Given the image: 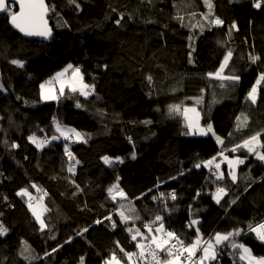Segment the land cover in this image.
I'll use <instances>...</instances> for the list:
<instances>
[{"label": "trees", "instance_id": "obj_1", "mask_svg": "<svg viewBox=\"0 0 264 264\" xmlns=\"http://www.w3.org/2000/svg\"><path fill=\"white\" fill-rule=\"evenodd\" d=\"M47 2L55 32L48 43L21 38L10 13L0 15V224L8 230L0 235V264H81V257L105 264L113 254L128 264L126 254H137L144 237L161 235V223L186 246L239 230L209 264H247L233 243L264 257V242L250 230L264 223V161L237 148L257 133L264 144V81L256 103L247 99L264 73V0L260 8L258 0H208L211 9L206 0H76L79 8ZM215 18L223 24L210 23ZM229 51L223 75L240 79L209 77ZM68 64L80 69L89 94L67 90L41 101L40 85ZM173 104L196 105L201 126L211 124L222 145L210 134L188 133L170 112ZM56 123L83 140L50 142ZM35 135L48 143L37 147L29 139ZM222 151L248 158L237 182L227 169L218 179L203 166ZM117 183L126 198L109 195ZM34 187L48 210L43 230L29 209L36 200L17 194ZM220 187L227 194L217 203ZM137 229L143 235L133 240Z\"/></svg>", "mask_w": 264, "mask_h": 264}, {"label": "snow or ice", "instance_id": "obj_2", "mask_svg": "<svg viewBox=\"0 0 264 264\" xmlns=\"http://www.w3.org/2000/svg\"><path fill=\"white\" fill-rule=\"evenodd\" d=\"M11 2L15 3L16 0H11ZM70 3L76 4V0H70ZM206 3H208V0H206ZM254 6L256 8L261 7V3L259 2V0H258V2H256L254 4ZM76 7L79 8V4H76ZM208 7H209V9L212 8L211 3H208ZM0 11L9 12L11 24L16 29H18L21 33H24L27 36H41L44 38H49L52 35V30L48 26L47 16H48V13L50 11H54V7H49V5L46 3V0H19V11L18 12L11 11V8L9 7V4H8V0H0ZM121 19H122V17H121ZM205 19H207V17H205ZM116 23L119 24L120 20H117ZM210 23H214L215 25H221V24H223V21L220 20L219 18H215V19L211 20ZM232 27L235 28L236 27L235 24H233ZM231 56H232V52L229 51L226 54V56L224 57V61L221 63L218 71L215 73H208L209 77H214V78L220 79L222 81L223 80L238 81L240 79L239 76H235V75L224 76L223 75L224 69L227 67ZM250 59L253 62H255L256 60L259 59V57L252 56V57H250ZM11 63L16 64L20 67H23V63L19 60H12ZM72 67L73 66L71 64L68 65V68H66L64 70V72L57 73L56 77L53 78V80L60 82V94L61 95L63 94L65 84H67V86L71 89V91H73V92L77 91L78 90L77 89V83L79 82V90H80L81 94L87 96L89 93L84 91V89L89 88V86L83 84V82H82L83 78L80 75V69L79 68L73 69V79L72 80L65 81V80L61 79V77H63L65 75V73H67L68 69H72ZM148 79L151 80V77H148ZM262 81H264V73H262L260 75V77L256 81V84L252 87V89L248 93L247 99H249L253 104L256 103L257 95H258V86L261 84ZM47 83H48V85H51L53 83V81H48ZM40 87L42 90V98L43 99L54 100V99L58 98L52 92L51 87H46L45 84H41ZM93 88H94V86H93ZM199 102L200 101L198 99L197 103H199ZM169 110H170V112L179 113V114L183 115L185 120L189 121V125H188L189 128L191 129L193 127H196L198 134L207 135L208 133H212L213 135H215V132L213 131L211 124H208L206 129L198 126L200 114L196 111V109L194 107L193 108H186L185 107L182 109L180 105H172V106H170ZM189 113H193L194 118L190 117ZM240 119H241L240 117H237L238 121H240ZM246 119L247 118L245 117V122H246ZM56 130L58 132H60L61 135H63L65 137V139L69 138V136L66 133L74 132V130H71V129L62 130L60 128L59 124H57ZM75 135L78 138H82L80 133H75ZM259 136H260V133H257L256 135L250 137L248 140H245L243 145H238L237 148L244 147L248 150V152L254 153L260 160H264V153L257 151L258 147L264 148V144H262L261 141L259 140ZM29 139L34 144H36L37 147H41V148L45 144L48 143L47 140H37V138L34 136L29 137ZM52 139H57V137L53 136ZM216 139H217L218 143H221V144L223 143V141L221 140L220 137L217 136ZM13 147H17V145H13ZM236 150H237L236 148L232 149V151H236ZM65 152L68 155L70 160L74 159V157L72 156V153L70 151H68L67 147L65 148ZM220 155H223V153H221ZM133 158H134V156H133ZM117 159H119V158H117ZM215 159L216 158L213 157L211 160L207 161L204 166L210 167L215 162ZM224 159L227 160L229 167L231 169H233L232 171H230L229 175L231 176V179L235 182L237 177H236L234 168L238 164H243L244 161L242 159L228 160L227 157H224ZM103 160H104L105 164H111L112 163V160L107 156L103 157ZM120 162L122 163V161H120ZM76 163H79V161H76ZM200 166H201L200 164L195 165V167H197V168ZM215 168L219 169L220 164L216 163ZM69 171H74V167H70ZM217 178L222 179L223 174L222 173L218 174ZM108 191L110 194H114L113 199L116 198V195H119L123 198H126L124 191L122 189H120L118 183L113 185L111 188H109ZM224 194H226L225 189L217 188L216 194L214 195V198L216 199L217 203L220 202V198ZM18 195L29 196V198L31 199L30 194L28 193V191L26 189L22 190L20 193H18ZM172 199L173 200L176 199L175 193H172ZM233 203H235V201H233ZM29 208L32 209L33 215H35L36 219L40 222L41 230H43L45 227H47V225L41 219V214L36 211V208L31 203H29ZM44 211H47V209H44ZM120 215H121V218L125 221L129 219V217L125 216L123 212H121ZM155 219H156V221H162V217H160V216H156ZM195 223H197V221L193 220L192 224H195ZM145 227L148 228L149 232H152L151 226L145 225ZM250 230L255 232L257 237L261 241H264V223H261L254 228L250 227ZM7 231H8L7 228H5L2 224H0V235H5L7 233ZM84 231H87V229H85ZM129 231H132V230L129 229ZM155 231L158 233L164 232L163 223H161L159 228H157ZM239 234H240L239 230H236L234 232H229L227 234L217 233L214 237L215 244H213L212 241H208L207 246L203 248V257H201L200 264H203V261L205 259H215V256H216L215 245H219L224 241H228L230 239V237H233V236H236ZM142 235L143 234L139 231V229H137L136 234L132 236V239L136 240L137 236H142ZM144 239H149V238L144 237ZM172 241H175V243H172ZM200 243H201V240L198 236V238L191 245L186 246V245H184L183 241H181L179 239V237H177L175 235L174 232L168 231L165 233L164 236L159 237V238L155 235L151 236L150 242L147 245V250H148L149 254L152 256L153 260L156 262V264H181L180 258L183 255V253H185V252L188 253L187 259H191L195 255V252L198 249ZM153 244L156 246L157 250L165 252L167 254V256L169 257V259H166V260L159 259L157 256V252L153 251L151 249V245H153ZM169 244H171V247H168ZM176 244H179L181 247L179 250H177L175 253H173V249L176 248ZM137 247L140 249L139 255L141 257H144L146 245L143 243H138ZM232 247L233 248L239 247V248L243 249V254L241 255L240 259L241 260H247L248 264H264V257H261L259 259L253 257L251 255L250 249L245 247L244 245H237V244L233 243ZM53 251H55V249H53ZM121 251H123V249H121ZM126 255H128L129 259H131V256L134 254L128 253ZM81 264H84V258L83 257H81ZM106 264H120V261L113 254L110 261H107Z\"/></svg>", "mask_w": 264, "mask_h": 264}, {"label": "rangeland", "instance_id": "obj_3", "mask_svg": "<svg viewBox=\"0 0 264 264\" xmlns=\"http://www.w3.org/2000/svg\"><path fill=\"white\" fill-rule=\"evenodd\" d=\"M232 57V56H231ZM230 60H231V58H230ZM230 60H229V62H228V65H229V63H230ZM68 65H70V64H68ZM68 65H66L64 68H63V70H61V71H59V72H57V73H61V72H64V70L66 69V68H68ZM227 65V66H228ZM73 66V65H72ZM76 67H72V69H68V71H67V73H65V75L63 76V77H61V79H63V80H65V81H68V80H72L73 79V69H75ZM227 68V67H226ZM225 68V69H226ZM225 69H224V71H225ZM56 73V74H57ZM56 74L54 75V77H56ZM224 74V73H223ZM80 75L82 76V82H83V84H85V85H87V83L85 82V79H84V76H83V74L81 73V71H80ZM54 77H52L51 79H52V81H54L53 80V78ZM43 84H45L46 85V87H51V89H52V92L59 98L60 96H61V94H60V82L58 81V86H59V88L58 87H56V86H54V87H52V86H49V85H47L46 83H43ZM77 91L79 92V93H81L80 92V90H79V82L77 83ZM67 90H70L71 91V89L67 86V84H65V88H64V92H63V94H65V92L67 91ZM40 91L42 92V90L40 89ZM84 91H86V92H88L89 93V89L88 88H86V89H84ZM73 92V91H72ZM76 92V91H75ZM62 94V95H63ZM258 95H259V93H258ZM258 95H257V99H258ZM85 96V95H84ZM57 98V99H58ZM41 101H43L44 102V100L45 99H43L42 98V95H41ZM57 99H55V100H57ZM55 100H52V99H49V100H45V101H47V102H50V101H55ZM257 101V100H256ZM173 105H179V104H173ZM181 106V108L183 109V108H193V106H186V105H180ZM195 109H196V111L200 114V112H199V109H198V107L197 106H195ZM172 114H173V116L175 115L176 117H178V118H180L179 120H180V123L182 124L183 123V127L184 128H186V131L189 133L190 132V134L192 135V136H203V135H200V134H198V132H197V129H196V127H193V128H189V121H186L185 120V118H184V116L183 115H181V114H179V113H174V112H171ZM189 116L190 117H193L194 118V114L193 113H189ZM57 124H59V126H60V128L62 129V130H68V129H71V130H74V132H70V133H66L68 136H69V138L68 139H72V140H74V141H81V140H83V134L82 133H80L79 131L77 132V130H75L73 127H71V126H66V125H63V124H60V123H56V125H55V134H53V135H50V142H60V141H63V140H67V139H65V137L63 136V135H61V133L60 132H58L56 129H57ZM198 126L199 127H201V128H203L202 126H201V117L199 116V122H198ZM213 128V127H212ZM213 131H214V128H213ZM215 132V131H214ZM75 133H80L81 134V137L82 138H78L76 135H75ZM208 134H210V135H212L214 138H216L217 137V135H216V133H215V135H213L212 133H208ZM53 136H55V137H57V139H52L53 138ZM35 137L37 138V140H42V137H40V136H38V135H35ZM219 137V136H218ZM217 140V139H216ZM222 140V139H221ZM260 140V139H259ZM219 145H222L221 143H219ZM241 145H243V143L241 144ZM244 149V148H243ZM246 149V148H245ZM247 150V149H246ZM248 151V150H247ZM257 151H259V152H262L261 151V148L260 147H258L257 148ZM221 153H223V155H220ZM220 154H219V157H218V159H216L215 160V162L210 166V167H206L207 169L208 168H212L213 170H215V172H217L218 174L219 173H221V172H224V170L225 169H227L228 170V177H229V179L230 180H232L231 179V176L229 175V173H230V171H232L233 169H231L230 167H229V164H228V162H227V160H225L224 159V157H227L228 158V160H237V159H242L243 161H244V163L243 164H238V165H236L235 166V168H234V171H235V174H236V177H237V179H236V181L235 182H237L238 181V177H239V173H240V168H241V166L242 165H244L245 163H246V161H248V158L247 157H245V156H242V155H228L227 153H226V151H222ZM263 153V152H262ZM255 157L256 158H258L256 155H255ZM259 159V158H258ZM260 160V159H259ZM209 161V160H208ZM260 161H264V160H260ZM207 161H205L204 163H203V166L205 165V163H206ZM216 163H219L220 164V168L219 169H216L215 168V164ZM107 165H111V164H107ZM205 167V166H204ZM233 181V180H232ZM115 185V184H114ZM220 188H223V187H220ZM34 189H35V191H33L32 189H30V188H27L26 190L28 191V193L30 194V197L31 198H34L35 200H36V205L34 206L35 208H36V211L38 212V213H40L41 214V219L43 220V217H44V215L48 212V210L47 211H44V209H47V207H46V203H45V199H44V194L41 192V190L40 189H38V188H35L34 187ZM224 189V188H223ZM23 190H25V189H23ZM22 190H20L18 193H20ZM17 193V194H18ZM225 193L227 194V191L225 190ZM216 194V192L214 193V195ZM226 194H224L221 198H220V202L219 203H221V200H223V198L225 197V195ZM109 195L113 198V195L114 194H110L109 193ZM19 197H24V198H26V199H29V196H22V195H18ZM119 197H121V196H119V195H116V198H119ZM213 198H214V196H213ZM214 201L216 202V199L214 198ZM30 209V208H29ZM30 211L32 212V214H33V211H32V209H30ZM34 216V219H35V221H37V223H38V225L40 226V228H41V225H40V222L36 219V216L35 215H33ZM45 223V222H44ZM167 231H164V232H162V234H165ZM217 234V233H216ZM221 234V233H220ZM223 234V233H222ZM137 237H140V236H137ZM146 237H148L149 238V240L148 239H142V243L144 244V242H150V238L151 237H149V236H146ZM215 237V236H214ZM202 243H204L205 241H201ZM262 242H264V241H262ZM212 243L213 244H215V240H214V238H213V240H212ZM149 243H147L146 244V246L148 245ZM223 244V242L221 243V244H219V245H222ZM237 245H244L245 247H247V248H249L250 249V251H251V255L253 256V257H255V258H257V259H259V258H261L260 256H257L256 254H253V252H252V250H251V248L248 246V245H246V244H240V243H238ZM152 247H153V245H151ZM238 248V250H239V255L241 256L242 254H243V249H241V248H239V247H237ZM152 250H154V251H156V252H158L156 249H154V248H151ZM147 250V249H146ZM199 250H200V247H199ZM219 251V246L218 245H215V253H216V256H215V258L217 257V252ZM117 258V257H116ZM110 259L111 258H108L107 260H106V262L107 261H110ZM119 261H120V264H125L122 260H120L119 258H117ZM169 259V258H168ZM212 260V259H211ZM180 261H181V264H190V262H188V261H184V260H182V258H180ZM244 262H246L247 264H248V261L247 260H243ZM106 262H105V264H106ZM204 262H210V261H208V260H204L203 261V264H206V263H204ZM128 264H133V263H128ZM192 264V263H191ZM195 264V263H194ZM196 264H198V262L196 263Z\"/></svg>", "mask_w": 264, "mask_h": 264}, {"label": "built area", "instance_id": "obj_4", "mask_svg": "<svg viewBox=\"0 0 264 264\" xmlns=\"http://www.w3.org/2000/svg\"><path fill=\"white\" fill-rule=\"evenodd\" d=\"M215 173H216V172H215ZM184 225H185V226H184L185 230H190L191 225H189L188 223H185ZM181 241H182V240H181ZM207 242H208V241H206V242H204V243H202V242L200 243L199 246H200L201 252H202L203 248L207 246ZM172 243H175V241L172 242ZM168 247H171V244H169ZM180 247H181V246H180L179 244H176V248L173 249V253H175L177 250H179ZM151 248H153V247L151 246ZM146 249H147V246H146ZM156 250H157V249H156ZM153 251H154V250H153ZM157 251H158V252H157V256H158V258L162 260V258H161V254H160V251H159V250H157ZM217 251H218V250H217ZM164 254H165L166 258H169L165 252H164ZM217 254H219V253L217 252ZM181 257H182L185 261L190 262V264H191L192 262H195V261H196V259H195L194 257H192L191 259H187V254H186V253H183V255H182ZM130 260H131V263H133V264H156V262L153 260L152 256L149 254L148 250H145V255H144V257H141V256L139 255V252H137V254L135 253L134 255L131 256V259H130Z\"/></svg>", "mask_w": 264, "mask_h": 264}, {"label": "water", "instance_id": "obj_5", "mask_svg": "<svg viewBox=\"0 0 264 264\" xmlns=\"http://www.w3.org/2000/svg\"><path fill=\"white\" fill-rule=\"evenodd\" d=\"M46 3L48 4L47 0H46ZM8 4H11L13 7H14V12H18L19 11V0H16L15 3H12L11 0H8ZM50 7V5H49ZM6 12L4 11H0V15L2 14H5ZM10 18V17H9ZM51 18H52V11H50L48 13V16H47V19H48V26L51 28L52 30V35L49 37V38H44V37H41V36H27L25 35L24 33H21L18 29H16L10 22V25L12 27V29L15 30V32L23 39L27 40V41H36V42H51L52 39L54 38V30H53V27L51 25Z\"/></svg>", "mask_w": 264, "mask_h": 264}, {"label": "crops", "instance_id": "obj_6", "mask_svg": "<svg viewBox=\"0 0 264 264\" xmlns=\"http://www.w3.org/2000/svg\"><path fill=\"white\" fill-rule=\"evenodd\" d=\"M59 85V84H58ZM57 87H59V86H57ZM163 236V234H161V235H157V237L159 238V237H162ZM224 242H226V241H224ZM223 242V243H224ZM147 243H149V242H144V244L146 245ZM154 245V244H153ZM191 245V244H190ZM154 247H155V245H154ZM156 248V247H155ZM137 249L139 250V252H140V249L137 247ZM186 253V252H185ZM187 254V256H188V253H186ZM196 260H197V262H198V264H200V260H201V257H203V251L201 252V250H199V247H198V249L196 250V252H195V255L193 256ZM182 258V257H181ZM182 260H184L183 258H182ZM205 260H208V261H210V262H204V263H206V264H209V263H211V262H213V260L214 259H205ZM185 261V260H184Z\"/></svg>", "mask_w": 264, "mask_h": 264}, {"label": "clouds", "instance_id": "obj_7", "mask_svg": "<svg viewBox=\"0 0 264 264\" xmlns=\"http://www.w3.org/2000/svg\"><path fill=\"white\" fill-rule=\"evenodd\" d=\"M31 204L32 205H35V203H34V200L33 201H31ZM185 226V225H184ZM185 229V228H184ZM209 241V240H208ZM200 247V246H199ZM201 250V249H200ZM203 251V250H202Z\"/></svg>", "mask_w": 264, "mask_h": 264}, {"label": "bare ground", "instance_id": "obj_8", "mask_svg": "<svg viewBox=\"0 0 264 264\" xmlns=\"http://www.w3.org/2000/svg\"><path fill=\"white\" fill-rule=\"evenodd\" d=\"M196 106V105H195ZM195 106L193 105V107L195 108Z\"/></svg>", "mask_w": 264, "mask_h": 264}]
</instances>
